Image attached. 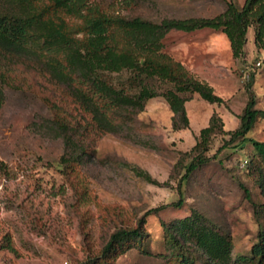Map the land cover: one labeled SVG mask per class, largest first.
<instances>
[{
    "label": "rangeland",
    "instance_id": "1",
    "mask_svg": "<svg viewBox=\"0 0 264 264\" xmlns=\"http://www.w3.org/2000/svg\"><path fill=\"white\" fill-rule=\"evenodd\" d=\"M229 1L241 7L245 0L94 2L113 14L160 21L215 17ZM164 44L166 53L212 86L226 104L192 95L185 105L189 128L174 131L168 104L153 98L137 115L132 140L91 134L84 162H70L64 170L63 143L43 128V120L58 114L79 121L78 106L44 76L18 68L8 74L13 87L3 86L0 116V264H105L92 259L110 236L135 228L143 218V245L107 263L174 264L158 257L168 253L162 223H175L194 211L230 235L233 260L250 256L264 227V208L258 215L254 208L264 206V157L250 142L217 134L205 154L210 162L183 178L213 113L222 118L224 132H233L253 95L256 108L264 110V49L255 46L253 29L241 59L233 58L227 37L211 29L171 31ZM247 138L264 143V119ZM181 198L183 205L174 206ZM155 208L161 209L148 215Z\"/></svg>",
    "mask_w": 264,
    "mask_h": 264
},
{
    "label": "trees",
    "instance_id": "2",
    "mask_svg": "<svg viewBox=\"0 0 264 264\" xmlns=\"http://www.w3.org/2000/svg\"><path fill=\"white\" fill-rule=\"evenodd\" d=\"M95 0H0V116L4 103L3 86L13 87L8 74L27 69L63 88L80 111L79 121L57 115L44 119L43 128L60 139L64 154L60 165L83 163L89 155V135L112 134L132 140L137 115L146 103L162 97L172 112L174 131L188 129L186 103L198 94L211 104H226L212 86L194 76L183 63L166 53L164 40L171 31L194 32L211 29L223 33L234 59L245 55L250 29L254 44L264 49V0H245L240 7L226 2L215 17L163 18L128 17L104 11ZM88 118H86V116ZM237 130L224 132L223 120L213 113L201 129L196 153L183 180L210 162L212 136L225 133L232 140L250 142L264 157V143L247 138L264 110L256 108L254 95L239 116ZM86 123L83 126L80 122ZM33 126H39L34 122ZM220 151V150H219ZM215 157V156H214ZM149 179V177H148ZM248 200L250 191L242 185ZM174 206L183 205L181 198ZM258 215L264 206L254 204ZM152 209L148 215L157 214ZM146 220L135 228L115 231L97 259L105 264L126 250L143 245ZM167 254L174 264H264V227L250 256L233 260V240L198 211L175 223H162ZM148 253V252H145Z\"/></svg>",
    "mask_w": 264,
    "mask_h": 264
}]
</instances>
